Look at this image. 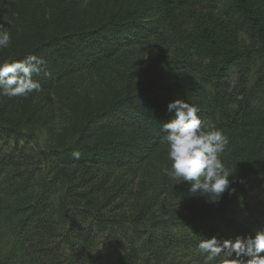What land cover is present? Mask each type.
I'll return each mask as SVG.
<instances>
[{"label": "trees", "instance_id": "trees-1", "mask_svg": "<svg viewBox=\"0 0 264 264\" xmlns=\"http://www.w3.org/2000/svg\"><path fill=\"white\" fill-rule=\"evenodd\" d=\"M40 2L22 0L8 16L0 12L15 28L0 63L28 53L46 62L33 75L43 89L34 104L23 99L18 118L0 120V133L16 140L33 135L38 159L55 172L32 177L10 172V157L0 160V264H86L77 252L58 261L49 236L55 221L69 217V233L59 235L70 249L77 244L70 235L91 242V224L82 231L75 218L85 223L96 208L92 188L82 186L101 167L146 174L127 223L107 227L100 212L92 216L97 232H105L102 251L121 264H182L177 250L197 249L202 239L264 230V215L246 225L235 218L252 193L264 197V97L248 84L264 64V0H95L100 12L74 24L66 18L82 0ZM142 47L154 51L153 61L132 55ZM51 95L60 103L57 112L47 101ZM175 99L200 109L206 131L219 128L229 137L221 159L236 191L218 203L162 173L170 166L162 126L173 118L167 104ZM125 183L120 179L112 192Z\"/></svg>", "mask_w": 264, "mask_h": 264}, {"label": "clouds", "instance_id": "clouds-1", "mask_svg": "<svg viewBox=\"0 0 264 264\" xmlns=\"http://www.w3.org/2000/svg\"><path fill=\"white\" fill-rule=\"evenodd\" d=\"M11 44V33L0 25V50ZM46 62L33 53L22 60H5L0 63V96L9 98H28L40 93L42 85L33 79L39 74ZM45 75L50 73L45 72ZM235 84L228 89L229 92ZM238 99H243L238 96ZM167 111L173 114L163 123L166 135L161 142L167 145V158L170 166L162 167V173L173 181H179L187 187L189 193L218 203L223 194L229 196L236 189L231 187L230 175L221 155L229 146L230 140L222 129L207 126L200 116V109L184 100L175 99L167 104ZM74 159L81 153L74 151ZM197 252L203 256L202 264H264V230L254 235L236 237L235 240L220 241L216 237L202 239Z\"/></svg>", "mask_w": 264, "mask_h": 264}, {"label": "rangeland", "instance_id": "rangeland-1", "mask_svg": "<svg viewBox=\"0 0 264 264\" xmlns=\"http://www.w3.org/2000/svg\"><path fill=\"white\" fill-rule=\"evenodd\" d=\"M21 1L22 0H0V12L3 14V16H8L12 12H14V9L19 6ZM34 2H40V0H34ZM113 4L111 3L110 8L108 9H111L112 6L116 5V3L114 5ZM95 5L99 8L95 0H82L78 12L70 13L69 16H67L66 21L74 24L78 23V19L80 20L81 17L86 18L91 13H99L100 11H96L98 8ZM3 16L0 17V25H3L9 31L12 29L15 30V28H13L11 24L5 23ZM46 17H48V13L43 16V18ZM137 53L141 54V56L146 61L154 60V51L149 47H142L132 51V55H135ZM234 78L235 76L231 75V80H234ZM248 84L251 87V91L255 95V97H264V64L260 66L259 69L252 72V74L249 76ZM23 99H28L30 105L34 104V94L29 96L28 98H9L0 96V120L2 118H10L12 120L18 118L17 113L20 109V105ZM47 101L52 105V110L57 112L60 107L58 98L54 95H51ZM32 123L34 124V121H32ZM7 157H10L11 160L9 162L8 168L10 172L13 169L24 170L26 172L28 171L32 173V177L39 176V174L41 173H45V176L48 177L49 174H53V172H55L48 164H46V162L38 159L33 135L24 137L19 136L16 140L11 135L6 136L0 133V160ZM145 175L146 174H141L138 172H125L122 171V169L116 167L109 169L106 167H101L96 169L95 171H91V175L87 177L83 182L84 185L82 186V190L87 187L92 188V197L93 200L97 203V206L94 210H92V212L87 213V222L82 223L80 219L75 218V220L79 222L82 231H86L88 224H91V242L89 244L83 245L80 240L70 235L71 242L75 241V243H77L75 248L71 250L70 244L65 242L63 236L59 235V233H69L71 219L68 217L66 218V220L63 219L62 222L55 221V223H53V227L56 230L54 232V235L49 236V240L51 245H58L57 250H53L58 261L61 260L62 262V259L69 252H77L81 256V261L86 264H121L116 256L111 254V252L109 253L107 251H102V239L105 232L103 234L97 232L95 228L96 225L94 220L92 219V216L93 214H99L100 212L101 217L107 219L109 223L107 224V227H111V224L115 226L116 224L119 225L127 223L133 213V205L134 201H136V194L138 193L140 184H144L146 180ZM49 178L50 177H48L47 179ZM120 179L125 180L126 183L124 184L122 189H119L118 193L116 192V194H114L112 192L114 190L113 187L116 188ZM61 191L62 189L60 190L59 187V190L57 191L58 193L54 196V198H52V200L54 199V203H56L58 195L61 193ZM71 200L75 201L76 203L81 202V205L85 202L84 197L81 199L77 198L76 195H73ZM263 200L264 197L254 192L246 200L245 204H239L236 207L237 212L235 215L237 224L246 225L248 224L249 220L261 218L264 215V206L262 202ZM171 204L177 210L180 209V204L177 200H172ZM177 251V259L175 258V261H181L182 264H202L203 256L198 253L196 249L187 252H183L181 250ZM185 253L189 254L188 257H185ZM101 254L103 256V259H99ZM109 254H111L109 257H107L109 259L105 260L106 256Z\"/></svg>", "mask_w": 264, "mask_h": 264}]
</instances>
